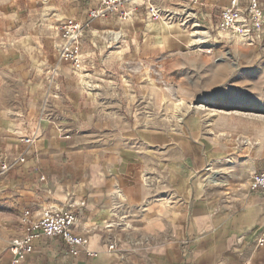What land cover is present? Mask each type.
Masks as SVG:
<instances>
[{"label": "crops", "instance_id": "obj_1", "mask_svg": "<svg viewBox=\"0 0 264 264\" xmlns=\"http://www.w3.org/2000/svg\"><path fill=\"white\" fill-rule=\"evenodd\" d=\"M229 1L208 0L207 15L217 16ZM171 46L173 42L158 50ZM259 46L238 45L228 61L220 59L221 54L184 57L177 88L165 94L187 104L176 132L170 128L173 124L164 122L162 130L122 134L112 117L116 116V100L92 101L67 64L54 75L37 73L22 86L24 104L7 112L9 133L16 126L25 137L43 136L50 145L41 150L42 158L60 163L70 154L86 162L80 170L68 165L46 167L48 179L40 175L37 181L29 173L33 164L0 177V264H13L9 245L20 234L19 217L24 210L38 213L81 200H86V206L79 211L75 230L89 239L88 250L96 256L82 252L69 258L60 241L43 239L35 242V252L22 264H264V249L257 248L264 231V191L249 188L252 176L264 170V117L234 111L243 105L262 104L264 76L257 83L261 91L255 97L241 90L216 92L233 78L224 63L243 61L249 64L247 70H254L259 62L264 67V49ZM221 49L214 51L221 53ZM201 98L206 106H194ZM228 102L234 103L232 110L220 111ZM45 104L53 110L55 125L63 127L61 132L77 114L92 125L97 112L96 124L102 133L87 138L94 147L79 152L73 148L74 141L68 140L70 136L63 139L52 133ZM106 110L108 118L101 113ZM255 110L264 112L257 106ZM215 111L218 116L211 115ZM234 136L250 141L243 145L239 164L231 146ZM132 144H140L143 151ZM26 156L28 162L29 152ZM229 157L234 159L230 165L215 166ZM213 177L215 181L209 184ZM111 244L116 250H109Z\"/></svg>", "mask_w": 264, "mask_h": 264}, {"label": "rangeland", "instance_id": "obj_2", "mask_svg": "<svg viewBox=\"0 0 264 264\" xmlns=\"http://www.w3.org/2000/svg\"><path fill=\"white\" fill-rule=\"evenodd\" d=\"M152 3L172 6L178 3V0H152ZM83 7L81 0H0V157L9 156L13 162L18 155L29 152L28 162L13 164L9 171H20L33 164L34 167H30L29 173L34 175L36 181L40 175H45L48 179L46 167L68 165L80 170L86 159L66 154L60 163H56L55 160L51 161L50 155H47L49 158H42L41 150H47L50 144L45 143L43 136L35 138L31 146L24 144L25 135L18 134L21 132L16 126L11 129L15 134L9 133L7 112L13 106L24 104L22 86L26 87V83L34 80L37 73L48 74L55 69L58 72L59 67L66 64L59 53V48L64 43L60 28L69 17L81 20L85 14ZM133 16L132 23L126 25L125 21L118 18L92 21L80 40L83 69L74 72L70 65H67L75 77V82L92 101L103 104L116 100V116L112 117L120 124L122 134L162 130L165 127L164 122L173 124L170 128L176 132L179 121L181 122L187 113V104L177 96L170 95L168 98L165 94L177 88V77L179 70H183L184 57L190 53L203 56L221 54L222 57L219 58L228 61L232 48L244 44L235 41H209L206 33L200 28L185 29L164 22L150 23L144 7L138 8ZM210 25L209 21L204 23L206 27H211ZM113 32L122 33L118 41L113 39ZM201 37L207 41L203 43L206 44L204 46L198 42ZM172 42L174 46L158 50L166 48ZM260 44V50L264 49V41ZM220 46L221 53L214 51ZM148 48L157 51H144L149 50ZM224 65L233 71V78L216 92L235 93L241 90L250 93L247 97H255L257 92L261 91V88H257V83L264 76L261 62L253 65L254 70H247L250 69L249 64L243 61H235L233 65L226 62ZM260 70L262 72H259ZM181 75L183 76V72ZM186 81L189 82V79ZM165 98L169 99L168 103H165ZM180 102L184 103L182 108L178 109L174 103ZM260 103L262 104L243 105L245 107L234 108V111L246 116L264 117V112L255 110L257 106L264 111V99L260 100ZM46 104L45 119L51 123L52 133L56 132L63 139L70 136L68 140L74 141L73 148L76 151H86L89 145L94 147L95 144L88 143L87 138L102 133V129L96 124L100 118L97 112L95 122L91 125L85 124V120L75 111L77 117L66 123L68 128L61 132L63 127L59 129L52 121L53 110ZM225 104L227 108H219L220 111L232 110L234 103ZM193 105L206 106V101L201 98ZM101 113L106 118L109 117L107 110ZM109 131H112V128ZM247 141L246 138L234 136L231 143L235 150L234 156L239 158L235 159L238 164L241 162V150ZM132 146L138 152L143 151L140 144ZM222 160L223 162L216 163L215 166L230 165L231 161H234L231 157ZM39 167H43V170L37 171Z\"/></svg>", "mask_w": 264, "mask_h": 264}, {"label": "built area", "instance_id": "obj_3", "mask_svg": "<svg viewBox=\"0 0 264 264\" xmlns=\"http://www.w3.org/2000/svg\"><path fill=\"white\" fill-rule=\"evenodd\" d=\"M81 1L85 17L81 20L69 17L60 28L64 43L59 48V53L61 59L69 64L74 72L83 69L80 40L92 21L113 18L129 20L141 7L146 9L147 19L172 26L179 25L185 29L200 28L206 33L209 41H235L247 46H256L264 41L263 0H230L217 16L207 15L208 0H178V3L165 5L166 7L149 0L141 5H133L134 0ZM208 20L211 27L204 26ZM204 45L206 44L202 46ZM56 71H53V75ZM52 77L50 81L54 82ZM23 142L32 145L35 137H25ZM26 161V153L18 155L13 162L9 156H1L0 177L7 174L13 164ZM249 188L251 191H264V170L252 176ZM85 206L86 200H81L79 203L70 201L60 208H43L38 213L24 210L19 217L20 234L13 238L9 245L13 264H22L28 255L35 252V242L43 239L60 241L69 258L79 257L82 252H85L87 257L96 256L88 250L89 239L75 230L79 211ZM257 248L264 249V231L257 241ZM109 250H116V245H109Z\"/></svg>", "mask_w": 264, "mask_h": 264}, {"label": "bare ground", "instance_id": "obj_4", "mask_svg": "<svg viewBox=\"0 0 264 264\" xmlns=\"http://www.w3.org/2000/svg\"><path fill=\"white\" fill-rule=\"evenodd\" d=\"M145 1H148V0H134L133 2H132V4L133 5H135V4H141V3H143V2H145ZM149 1H152V0H149ZM132 5V6H133ZM134 16H131V18L130 19H132ZM129 19V20H130ZM124 21H127V20H124ZM148 22H150V23H153L154 21H152L151 19H148ZM198 33V32H197ZM113 34V39L115 40V41H118L120 38H121V35H122V33L121 32H113L112 33ZM194 36V35H193ZM194 41H196V39L194 40ZM200 41V44H203V43H206L207 41H206V39L205 38H200V39H198V42ZM165 103H168L169 102V99L168 98H165ZM183 103L184 102H180V103H174V105L178 108V109H181L182 108V106H183ZM211 115H213V116H218V113H212ZM248 143H250V141L248 140L247 141ZM253 142V141H252ZM246 143V142H245ZM211 175H214V174H211ZM208 181V180H207ZM213 181H215V179H214V177L213 178H210L209 179V184H210V182L212 183ZM221 181V180H220ZM222 182V181H221ZM219 184V183H218ZM225 184H226V182H225ZM110 226V225H109Z\"/></svg>", "mask_w": 264, "mask_h": 264}]
</instances>
